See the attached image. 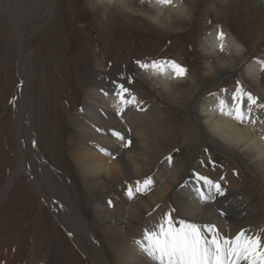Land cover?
<instances>
[{
	"label": "bare ground",
	"instance_id": "6f19581e",
	"mask_svg": "<svg viewBox=\"0 0 264 264\" xmlns=\"http://www.w3.org/2000/svg\"><path fill=\"white\" fill-rule=\"evenodd\" d=\"M99 1L121 11H133L128 0ZM55 2L56 0L0 2V7L9 12L19 27L22 38L18 62L22 84L15 97V125L21 162L8 178L0 202L13 179L24 173L33 190L47 204L78 249L93 264H111L94 238L88 220L76 207L77 203L69 199L63 184L56 185L47 174L39 151L33 144L34 137L37 139L38 135L35 125L33 128L31 101L28 96L27 78L31 59L26 39L38 18L52 14ZM150 4L157 12L155 22L163 12L168 15L186 13V6L181 0H171L168 4L151 0ZM56 7L52 29L61 20L60 7ZM220 34L218 28H215L205 38L202 49L222 67L224 63L219 60L218 52L225 48L239 54L242 46L231 34L223 33L222 38ZM208 61L204 74L209 75L214 67ZM154 62L160 64L168 61ZM152 64L153 62L147 63V68L139 65V73L153 88L160 87L170 96L175 93L173 84L189 78L186 73L176 76L170 66L157 69L151 67ZM96 68L101 70V64L96 65ZM261 70L263 68L257 62L244 67L239 74L242 83L240 88L244 92L248 93V85L243 78L259 86ZM189 79L192 82L190 90L198 92L180 135L177 134V121H166L163 118L164 112L156 104L145 101L137 91L129 90L122 83L106 81V75L99 71L81 105L71 116L73 131L66 153L75 164L86 189L100 191L102 194L100 200L88 198L86 201L92 209L91 226L101 235L112 264H156L142 251L138 242L144 241L146 231L156 230L166 214L171 215L176 227H179L180 220H184L197 225L213 224L227 237H233L241 230L249 235L264 236V107H260L264 105V101L259 100L257 95H252L257 99V103L251 106V117L256 123L248 120L240 123L226 114L233 105L231 97L238 86L211 95L215 82L199 88L195 84L199 79ZM119 85L127 88L136 97V102L121 105L117 96ZM260 90L264 96V88L260 87ZM124 95L126 99L131 98L127 93ZM221 101H224L223 105ZM243 104L247 111L246 97L243 98ZM202 116L207 118L203 119ZM113 133H119L123 139ZM189 144L194 146L193 151L186 149V157H183L187 163L183 165V157L177 160L176 154L180 148L189 147ZM167 146L172 148L169 147L170 150L167 151ZM159 158L162 162L157 164ZM198 176L219 182L224 190L223 195L216 193L214 188L205 186L203 181L197 179ZM145 179L152 180L147 188L143 185ZM113 185L116 191L113 190ZM137 186L143 190L135 192ZM130 187L133 189L131 198L128 196ZM246 187L249 190L246 191ZM198 188L204 193V199Z\"/></svg>",
	"mask_w": 264,
	"mask_h": 264
},
{
	"label": "rangeland",
	"instance_id": "374dc122",
	"mask_svg": "<svg viewBox=\"0 0 264 264\" xmlns=\"http://www.w3.org/2000/svg\"><path fill=\"white\" fill-rule=\"evenodd\" d=\"M128 2L132 13L99 0H56L52 14L38 18L26 39L31 59L28 96L33 128L35 125L38 135L37 139L34 137V147L47 174L56 185L63 184L69 199L77 203L111 264L101 235L91 226L92 209L86 201L100 200L102 194L86 189L66 153L73 131L71 116L98 71L106 75V81L122 83L145 101L156 104L166 121H177L178 135L198 92L190 90L191 77L194 81L199 79L195 83L199 88L215 82L210 94L216 95L232 86L241 87L239 74L245 66L257 62L263 68L259 86L243 80L248 93L264 101L260 90L264 88V0H181L186 6L185 14L163 12L156 22L157 12L151 0ZM57 5L61 20L52 29ZM215 28L231 34L242 46L239 54L225 48L218 52L222 67L202 49L205 38ZM21 45L19 27L0 7V197L21 162L15 125V97L22 84L18 68ZM158 60L173 61L186 69L189 78L172 85L176 95L153 88L139 73V65ZM206 61L214 67L209 75L204 74ZM98 64L101 70L96 68ZM169 147L172 148L167 146L165 150L169 151ZM193 147L189 144L180 148L176 159L186 157V149L193 151ZM185 157L183 165L187 163ZM112 188L116 191L115 185ZM59 223L26 175L18 174L0 202V264H93Z\"/></svg>",
	"mask_w": 264,
	"mask_h": 264
},
{
	"label": "snow or ice",
	"instance_id": "6c2138e0",
	"mask_svg": "<svg viewBox=\"0 0 264 264\" xmlns=\"http://www.w3.org/2000/svg\"><path fill=\"white\" fill-rule=\"evenodd\" d=\"M171 0H160L162 4H168ZM223 33L220 34V38ZM171 67L176 76H183L186 69L173 61L153 62L151 67L163 69ZM142 68L149 67L141 64ZM117 96L121 105L136 102V97L131 95L129 90L123 85L118 86ZM131 98L126 99L124 94ZM248 101V108L245 111L243 98ZM231 100L232 107L226 114L233 116L240 123L248 120L256 123L251 117V106L257 103V99L246 93L242 88L237 87ZM224 104V101H221ZM260 107H264L261 105ZM223 112V107L221 108ZM120 139H123L119 133H113ZM198 180L203 181L209 189L214 188L216 193L223 195V188L219 182H214L208 177L198 176ZM139 184V182H137ZM152 184L151 179L143 181L144 188ZM143 189L139 186L135 192H141ZM128 196H133V189H128ZM200 196L204 199V193L201 191ZM179 227L173 221L170 214H166L161 222L157 225L156 230L145 232L144 241L138 242L145 252L156 264H264V236L249 235L246 231L241 230L233 237H227L221 234L213 224L197 225L180 220Z\"/></svg>",
	"mask_w": 264,
	"mask_h": 264
}]
</instances>
